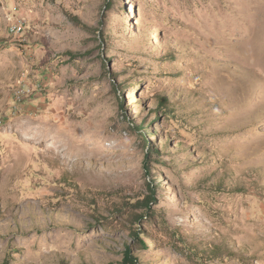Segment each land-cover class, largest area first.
Returning a JSON list of instances; mask_svg holds the SVG:
<instances>
[{
  "label": "rangeland",
  "instance_id": "rangeland-1",
  "mask_svg": "<svg viewBox=\"0 0 264 264\" xmlns=\"http://www.w3.org/2000/svg\"><path fill=\"white\" fill-rule=\"evenodd\" d=\"M0 264H264V0H0Z\"/></svg>",
  "mask_w": 264,
  "mask_h": 264
},
{
  "label": "built area",
  "instance_id": "built-area-1",
  "mask_svg": "<svg viewBox=\"0 0 264 264\" xmlns=\"http://www.w3.org/2000/svg\"><path fill=\"white\" fill-rule=\"evenodd\" d=\"M10 28V30L12 31V32H18V31H20V26L18 25V23H13L12 25H11V27H9Z\"/></svg>",
  "mask_w": 264,
  "mask_h": 264
}]
</instances>
